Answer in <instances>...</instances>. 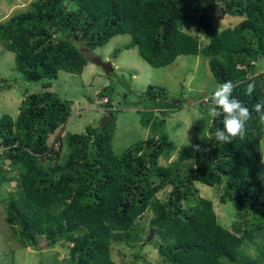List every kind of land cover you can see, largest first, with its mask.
I'll list each match as a JSON object with an SVG mask.
<instances>
[{"label": "trees", "instance_id": "1", "mask_svg": "<svg viewBox=\"0 0 264 264\" xmlns=\"http://www.w3.org/2000/svg\"><path fill=\"white\" fill-rule=\"evenodd\" d=\"M221 1L226 13L241 21L219 30ZM120 35L131 37L152 68L200 55L217 85L229 80L236 85L233 96L243 104L251 108L264 99V73L257 75L254 63L264 61V0L32 1L28 11L0 22V46L14 55L16 71L43 89L24 97L16 117L0 114V188L16 183L15 192L2 200L12 238L36 251L41 244L66 248L60 262L57 254L49 256L52 264H119L112 256L115 246L133 251L129 264H143L140 246L147 245L149 231L138 222L148 211L159 264H264V125L256 113L244 137L227 144L214 135L223 129V117H209L193 144L201 150L190 145L167 165L160 160L172 146L163 133L115 156L113 112L100 127L67 134L64 159L62 135L54 139L57 149L49 145L70 117L69 104L48 91L51 82L59 72H83V46L94 50ZM249 83L255 85L251 95ZM10 88L0 79V91ZM110 96L107 90L98 94L109 99L106 107ZM143 96L162 114L182 107V101L171 104L160 87L148 86ZM207 97L199 105H207ZM141 123L153 132L163 127L161 120L157 126L149 118ZM198 184L214 188L222 204L232 205L229 228L218 223ZM169 186L171 192L160 200L157 194Z\"/></svg>", "mask_w": 264, "mask_h": 264}, {"label": "rangeland", "instance_id": "2", "mask_svg": "<svg viewBox=\"0 0 264 264\" xmlns=\"http://www.w3.org/2000/svg\"><path fill=\"white\" fill-rule=\"evenodd\" d=\"M32 1L34 0H0V22L3 23L14 15L28 11ZM216 10V26L219 30L233 27L241 21L240 18L231 17L226 13L223 1L217 3ZM188 32L192 35L197 34L195 31ZM200 37L201 43H204L205 39L203 36ZM81 49L87 60L83 72L80 75L59 72L57 79L51 82L48 89L57 94L62 101H66L70 107V117L63 127V132H56L48 141L50 145L56 137L62 135L64 147L61 158L64 159L68 155L66 151L68 147L65 145L67 134H84L87 127H100L110 117V109L107 111L103 105L104 99L98 97L99 92L103 90L111 92L110 98L115 107L113 113L116 128L111 144L115 156L119 157L127 150H132L138 143L163 133L168 135V141L172 146L168 158L160 160L161 165H167L177 159L182 149L193 145L202 133L201 129L208 126L207 105L199 103L204 104V97L214 92L217 84L210 73L206 58L200 55L180 56L172 65L152 68L140 58L128 35L113 37L106 45L94 50H88L84 46ZM95 58L110 64L111 73L107 75L102 67L95 65L93 63ZM0 79L11 83L10 89L0 91V114L16 117L25 96L43 91L40 84H32L22 79V75L15 69L14 55L1 46ZM148 86L163 88L169 102L178 104L182 101V107L166 114L153 111L154 109L143 101V97L146 98L143 94ZM157 101L158 104H163L160 103L162 99ZM143 111L149 112L142 115ZM145 118H149L151 125L156 126L161 120L163 127L158 126L153 132L151 127L141 123ZM53 144V148L57 149L58 143ZM260 153L264 161V139L261 141ZM6 167L7 162L5 169ZM15 184L12 181L0 188V264H52L49 256L55 254L57 261L60 262L66 254V248L61 246L47 248L41 244L40 250L36 251L33 248H21L12 238L10 228L4 223L2 200L15 192ZM171 188L172 186L164 188L157 197L160 200L164 199L171 192ZM197 188L199 195L209 198L212 202L218 223L229 228L232 205L222 204L220 194L214 188L200 184ZM150 219L151 213L146 212L138 223L147 227L146 230L149 231ZM152 240L147 245L140 246L143 264H159L157 251L151 245ZM132 252L128 248L115 246L112 256L119 264H129ZM250 253L253 254L252 250Z\"/></svg>", "mask_w": 264, "mask_h": 264}, {"label": "clouds", "instance_id": "3", "mask_svg": "<svg viewBox=\"0 0 264 264\" xmlns=\"http://www.w3.org/2000/svg\"><path fill=\"white\" fill-rule=\"evenodd\" d=\"M254 63L256 64L257 67V75H259L260 73H264V69L260 67L261 64H264V61H260L259 63L256 62ZM235 87L236 85L231 80L224 82L222 84H218L214 92L210 95V97H207L205 100V102L207 103L208 117L212 118L213 120L223 117L222 119L223 129L217 128L215 130L214 135L216 141L224 144L230 143L236 137H241V138L244 137L246 133V125L248 121L253 118L252 116L253 112L256 113L259 123L261 125H264V99L256 102L251 106V108H249L248 106L243 104L239 99L233 96V91ZM254 89H255L254 83H249L247 87V94L251 95ZM101 99L102 100L104 99V104H103L104 106L107 103H109V99H107V97ZM111 105L112 107L105 106V109L107 111H109L110 109L111 112H114L115 107L112 102ZM153 111L162 112L161 110H153ZM148 112L149 111H143L142 115H146ZM192 147L194 148V150L197 151L201 150L199 145H192ZM151 230H153L155 233L154 229H149V232Z\"/></svg>", "mask_w": 264, "mask_h": 264}, {"label": "water", "instance_id": "4", "mask_svg": "<svg viewBox=\"0 0 264 264\" xmlns=\"http://www.w3.org/2000/svg\"><path fill=\"white\" fill-rule=\"evenodd\" d=\"M93 63H94L95 65H97V66L102 67V69L104 70L105 74H107V75L110 74L111 71H112V69H111V67H110V64H108V63H103L100 59L95 58V59L93 60ZM153 235H154V231L151 230V231L149 232L148 238H147V240H146L147 243L152 239Z\"/></svg>", "mask_w": 264, "mask_h": 264}, {"label": "bare ground", "instance_id": "5", "mask_svg": "<svg viewBox=\"0 0 264 264\" xmlns=\"http://www.w3.org/2000/svg\"><path fill=\"white\" fill-rule=\"evenodd\" d=\"M167 216V215H166Z\"/></svg>", "mask_w": 264, "mask_h": 264}]
</instances>
